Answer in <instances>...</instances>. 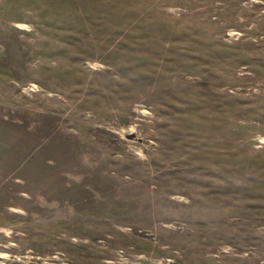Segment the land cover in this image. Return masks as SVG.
<instances>
[{"label": "rangeland", "instance_id": "1", "mask_svg": "<svg viewBox=\"0 0 264 264\" xmlns=\"http://www.w3.org/2000/svg\"><path fill=\"white\" fill-rule=\"evenodd\" d=\"M0 264H264V0H0Z\"/></svg>", "mask_w": 264, "mask_h": 264}]
</instances>
